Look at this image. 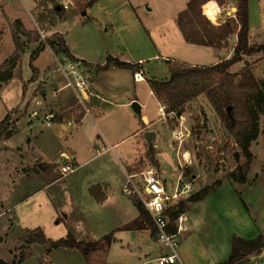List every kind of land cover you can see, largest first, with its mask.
Returning <instances> with one entry per match:
<instances>
[{"label":"crops","instance_id":"0c3cea01","mask_svg":"<svg viewBox=\"0 0 264 264\" xmlns=\"http://www.w3.org/2000/svg\"><path fill=\"white\" fill-rule=\"evenodd\" d=\"M180 1L181 3H179ZM188 1H175L177 7L171 12H167L168 9L165 6L167 5L170 9L171 0H94L90 7L87 6L88 0H58L59 6L62 4L67 8L60 7L62 17L56 18L51 35L57 36V39L64 43L70 56L77 61V70L91 78V89L95 96L92 99L90 116L82 117L79 123L75 122L76 116L69 115V113L68 116L63 115L65 111L75 107V104L68 107L71 102H74L73 92L68 80L57 70L58 65L71 60L60 52H53L47 44L44 45L40 42L37 34L32 32L33 25L30 21L29 10L25 15L18 14L17 11L6 5L8 13L11 12L8 17L20 22L19 27L22 32H18L17 36L25 39L20 58L26 57L29 61L31 53L39 45H43V49L32 63L37 71L36 78L31 81L33 74L28 67V75L24 78L21 77L22 81L19 84L20 96L12 106L5 109L1 120L11 109L17 106L27 108L29 105L26 124L31 122V125L26 127V135L33 134L34 141L40 144V148H45L43 143H46L47 140L52 144L50 155L46 154L39 146H34V159H44L42 162L57 164L63 162L65 156L71 158L74 166L73 171L67 176L51 181L47 185L43 184L42 190L54 187L51 197L59 209H61V204L64 205L67 202L68 209L63 211V218L67 224H70L72 231L83 228V231H79V233L88 236L85 239L81 234H75L73 238L76 242H97L93 239L96 232L99 238L98 248L88 254L82 255L76 249L60 247L50 251L48 255L60 251L64 254L74 253L79 255L85 264H122L108 262V257L114 250L119 254L124 252L136 255L135 260L128 264H156L155 260L163 256L153 255L148 251L149 245L154 241L153 232L146 225L150 223L140 218L134 205L135 201L130 196L123 194L122 189L127 176L135 175L132 180L134 182L138 178L137 174L145 171L140 168L143 165L156 168L164 185H167V179L161 172L160 162L158 159H154L153 155L150 158V155L157 149L159 130L152 128L153 123L156 122L152 121L148 113L142 111L150 101H153L157 105L158 116L159 102L153 96L148 84L155 80L147 78L146 74L148 73L145 71V67L148 64L159 67L164 64L169 78V69L166 63L169 61L191 67L216 61L215 64L219 63L216 58H213L212 53L215 50L189 45L183 41L176 18L185 9ZM31 2L34 5L33 0ZM72 5L77 8L71 9ZM66 22L73 23L74 27L81 32L89 31L91 37H88L87 33L76 35L65 31L62 25ZM152 31H159L161 40H163L162 38L173 40L177 48H183L194 55L189 57L184 55L183 58H187V60L181 59L176 47L172 50L170 49L172 47L169 45L167 47L168 43L164 44V41L154 42L151 38ZM197 49L202 52L196 54ZM209 52L211 54H208ZM9 54L11 55L12 52L10 51ZM107 58L136 65V69L130 71L110 67L104 71H97L99 66L104 65ZM21 59L17 63L16 69H20ZM138 71L143 77L141 82H135L133 78V75ZM12 74V79L3 83L0 90L16 79L14 71ZM40 84H44V88L40 89L41 96L49 98L53 111L37 120L39 109L33 104V91ZM23 85H25V90L22 95ZM42 97L38 104H44ZM133 102L139 105L138 113L134 112L131 107ZM35 111L37 112L36 117L33 115ZM55 115L60 117V122L52 121ZM146 132L154 133V137L151 138V146L144 136ZM24 148L26 153H29L30 149L32 150L30 145ZM145 160L148 163L143 162ZM182 177V174L177 170L172 191V193L175 191L177 185L179 189L183 185H188L189 191L181 196L182 199L183 197L187 198L190 193L194 194L208 186L206 182L199 181L198 175H191L190 182H184ZM64 180L67 181L65 184L67 188H60L59 184L61 182L63 184ZM224 182L226 180L222 181V183ZM180 184L183 185L180 186ZM236 185L244 187L246 184ZM261 196L264 198V193ZM206 200L189 204L185 209V228L180 234L182 243L187 240V233L191 229L187 224H194V222L198 224L204 220V215L196 213L193 220H191V216L193 217L192 213L200 208ZM216 209L224 210L220 207H216ZM86 212L91 213V216H86ZM261 219L264 220V217ZM61 221L62 219H58V222ZM249 222L244 219V224H249ZM62 223L65 224L63 221ZM78 224H82L81 227ZM258 232L255 235H249L252 233L250 228L244 236L241 235V239L252 240L258 235L264 236V228L258 229ZM110 235L111 237H109ZM262 255L264 257V250L248 256L246 264H254V261L256 264H260L264 260L261 258ZM227 257L218 259L216 263L220 264ZM178 258L180 264H193L184 257L182 258L181 255H178ZM49 262V264H57Z\"/></svg>","mask_w":264,"mask_h":264},{"label":"rangeland","instance_id":"374dc122","mask_svg":"<svg viewBox=\"0 0 264 264\" xmlns=\"http://www.w3.org/2000/svg\"><path fill=\"white\" fill-rule=\"evenodd\" d=\"M175 1L177 0H171L170 9L167 5L165 6L168 9L167 12H171L177 7ZM209 1L215 3L213 0ZM54 2L53 5L59 6L58 0H54ZM6 5L17 11L18 14L25 15L26 11L29 10V15L34 21L33 23L30 20L33 25L32 32L37 34L35 24L43 30L44 39L37 34L42 44L46 45L47 42L57 37L51 35L56 18L54 20L53 15L49 16V5L43 0H39L34 5L31 0H0V66L4 60L10 57L9 52L14 51V38L19 41L22 48L25 43V39L17 36V33L22 32V30L19 26L14 25V19L8 17L11 12L8 13ZM206 5L212 4L207 3ZM62 6L61 4L60 7ZM216 6L217 8L214 7L219 13L216 24H212L202 14L204 18L215 27L228 23L235 32L234 35L221 44L220 48H211L215 50L212 53L213 58H216L219 61L217 64L221 65L223 62L230 61L234 56L236 33L239 26L236 19L237 11L231 12L230 9L236 8L237 10L238 0H225L221 7L217 4ZM73 8L77 7L72 5L71 9ZM247 14L248 45L254 51L250 55H242L238 62L226 69V72L235 75L236 81H239L242 70L252 64L256 77L264 80V56L260 49L264 45V0H249ZM41 16L45 17L46 20L40 21L39 17ZM50 18H53V22ZM62 28L69 33L72 32L76 35L87 33V36L91 37L89 31L81 32L71 22H66L62 25ZM92 36L94 37V35ZM151 38L156 43L162 41H164V44L168 43L166 46L169 45L172 50H174V47L177 48L173 40L169 41L166 38L161 40L159 31H152ZM200 52L202 51L197 49L196 54ZM177 53L181 55L183 60H187V58H183L184 55L186 57L194 55L183 48H177ZM216 62L196 67H210L213 64L216 65ZM166 63L174 64L177 62L169 61ZM28 65V59L22 57L20 69H13L16 79L1 88L0 120L5 109L12 106L20 96L19 84L22 81L21 77L24 78L28 75ZM8 68V66L0 68V78ZM166 69L164 64L161 67L154 64H148L145 67V71L148 73L146 74L148 75L147 78L155 81H166L168 79ZM35 78L36 75L31 78V81H34ZM2 84L3 82H0V87H2ZM43 85H37L33 91V104L39 109V114L36 111L33 113L35 117L37 114V120L53 111L49 98L41 96L40 89L44 88ZM24 90L25 85L22 86V95ZM41 97L44 104H38ZM161 105H163L162 102H159V106ZM252 106L257 111L258 135L249 147L252 161L246 176L247 183L244 187L233 185L226 180V175L242 165L245 160L240 155V150L235 144L233 135L223 126L205 95L198 96L174 112L167 113L164 106V116L162 117L157 116V105L153 101H150L142 111L148 113L152 121L156 122L153 123L152 128L159 130V137L156 142L157 149L150 155V158L153 155L154 159H158L161 164V172L164 173L167 179V185H164L167 193H172L174 189L177 170L182 174L184 182H190L191 175H198L200 177L199 181L206 182L208 186L214 185L215 182L221 183L217 189L205 198L207 200L203 202L200 208L192 213L191 220H193L192 218L196 213L204 215V220L198 224L195 222L194 224H187L191 229L187 233L188 237L184 243L181 242L182 236L178 237L177 253L190 263L217 264L218 259L222 257L225 259L228 256L232 236L241 238V235L244 236L250 228L252 233L249 235H255L259 233L258 229L264 228V220L261 219L264 217V198L261 196L264 193V98L257 103L253 102ZM28 107L17 106L8 111L6 114L8 119L4 123L0 134V264H49V261L57 264H85L79 255L74 253L64 254L62 251L48 255L50 253L48 245H39L28 241L26 231H33L37 228L42 231L46 239L51 241L64 239L68 234L73 237L75 234H81L79 231H83V228L72 231L70 224H67L63 218V211L68 209L67 202L60 205L61 209L57 207L56 202L51 197L54 187L42 190L43 184L47 185L49 182L60 178L56 168L64 162L49 164L46 161L42 162L44 159H34V146L40 148V144L35 143L33 134L28 136L25 133L26 127L31 125V122L26 124L29 116ZM68 113L77 116L81 113V109L76 105L65 111L63 115ZM43 144L45 148L40 149L50 155L52 144L48 140ZM29 145L32 150L30 149L31 151L29 150V153H26L24 147ZM139 151L141 154V148ZM185 152L189 155L188 163L182 160V155ZM235 154L238 155L237 160L234 158ZM146 155L149 156L148 153ZM143 162L148 163L146 160ZM151 167L148 165L140 166L145 171L151 169L158 174L156 168ZM225 180L226 182L222 183ZM66 182L65 180L63 184L61 182L59 187L67 188ZM134 184H136L138 191H141L140 177L134 180ZM182 185L180 184V186ZM194 194L190 193L187 198L183 197V199L179 197L181 199H179V202L184 204L185 209L188 207L187 199ZM130 197L140 204L136 196ZM216 207L224 208V210L219 211ZM86 216L90 217L91 213L86 212ZM58 219H62L65 224L62 221L58 222ZM244 219L250 221L249 224H244ZM81 225L78 224L80 227ZM148 226L151 229V225ZM95 234L96 236L93 239L98 242L97 232ZM81 235L85 239L88 237L85 234ZM85 239L84 241H87ZM148 251L153 255L168 253L167 248L157 245L155 240L149 245ZM121 254L115 250L112 251L108 257V262L128 264L132 263L136 257L133 253L121 252ZM261 258H264L263 255ZM254 264H256V261H254ZM260 264H264V260Z\"/></svg>","mask_w":264,"mask_h":264},{"label":"trees","instance_id":"16d2710c","mask_svg":"<svg viewBox=\"0 0 264 264\" xmlns=\"http://www.w3.org/2000/svg\"><path fill=\"white\" fill-rule=\"evenodd\" d=\"M52 1V0H50ZM221 7L225 0H213ZM213 2L208 0H189L186 7L177 16V26L186 44L206 47L220 48L221 44L230 36L234 35V29L228 24L215 27L212 26L202 15L201 7L207 3ZM249 0H238L236 19L238 22V30L236 33V45L234 47V56L230 61L223 62L221 65L216 64L210 67H188L185 64L174 63L168 64L169 78L164 82L150 81L148 82L150 90L158 102L166 107V112H174L181 108L184 104L196 99L200 95H205L209 100L212 108L219 117L221 123L226 130L233 135L235 144L240 150V155L245 162L236 168L234 171L226 175V180L236 184H246L247 174L249 172L252 155L249 151L250 144L257 138V111L252 106V103H257L264 98V80L256 77L254 74L253 65H248L242 70L239 81H236V76L228 74L226 69L238 62L242 55H250L253 53V48L248 45V14L247 4ZM94 0H89L87 6L90 7ZM61 8L50 10L49 16L61 18ZM47 16V17H49ZM40 21H45L46 18L39 17ZM51 19V18H50ZM53 22V18L51 19ZM14 25L19 26L20 22L15 21ZM47 46L55 53H62L71 61L77 62L70 56L64 43L54 38L46 43ZM43 49V45H39L30 55L29 67L33 74L32 78L37 74V71L32 66V63L39 52ZM261 51L264 56V45L261 46ZM22 46L19 41L14 38V51L6 59L0 68L8 66L9 68L2 74L0 82L6 83L12 79V71L20 61ZM110 67L135 71L136 65L122 63L118 60L107 58L103 66H99L97 71H104ZM75 102H71L68 107H72ZM82 114L76 116L75 122L79 123L82 119ZM8 116L0 121V134L3 130V125L7 121ZM53 122H60L59 116L52 118ZM220 182H215L212 186H207L199 190L194 195L187 199V204L201 201L210 193L220 186ZM136 210L140 218L145 219L151 225L150 216L141 204L134 202ZM185 206L183 203L177 205V211L170 213V217L174 219L178 213L184 212ZM28 241L39 245H48V251L65 247L76 249L80 254L85 255L95 251L99 242L85 243L76 242L73 237L68 234L64 239L51 241L44 237L40 229L26 231ZM264 250V236L258 235L252 240H244L236 236H232L230 240V253L226 260L220 264H246L247 257L257 254Z\"/></svg>","mask_w":264,"mask_h":264},{"label":"built area","instance_id":"2783aa9c","mask_svg":"<svg viewBox=\"0 0 264 264\" xmlns=\"http://www.w3.org/2000/svg\"><path fill=\"white\" fill-rule=\"evenodd\" d=\"M34 3L39 0H33ZM49 5L50 10L59 9L60 6L55 4L54 0H43ZM63 9L67 6L63 5ZM31 18V16H30ZM31 21L34 23L33 19ZM35 30L42 39H44L43 30L35 24ZM78 64L75 62H65L58 65V71L68 80L72 92L75 106H79L81 114L84 117L90 116L92 99L95 98L92 92L91 78L87 74H83L77 70ZM135 82L143 81L141 72L138 71L133 75ZM165 107L163 105L158 107V116H164ZM35 115V114H33ZM63 164L57 167V173L60 178H63L70 174L74 166L71 158L63 157ZM55 169V171H56ZM141 179L142 188L138 191L136 184L132 181L134 176H127L125 185L122 189V193L127 196H136L143 209L148 213L151 219V230L153 232L154 240L157 244L167 248L168 253L157 258L156 264H180L177 247L178 237L185 228V215L184 212L178 213L177 216L172 219L170 213L177 211V205L181 200L179 197L188 193V185H183L180 189L178 185L175 187V191L167 193L165 190L164 182L160 176L153 170H148L137 174ZM180 199V200H179Z\"/></svg>","mask_w":264,"mask_h":264},{"label":"bare ground","instance_id":"6f19581e","mask_svg":"<svg viewBox=\"0 0 264 264\" xmlns=\"http://www.w3.org/2000/svg\"><path fill=\"white\" fill-rule=\"evenodd\" d=\"M202 14L212 23V24H216V20L218 19V10L212 6V5H205L202 7ZM145 118V117H144ZM143 121V119H142ZM144 121H146V119H144ZM182 160L184 162H189V155L187 152L183 153L182 155Z\"/></svg>","mask_w":264,"mask_h":264},{"label":"water","instance_id":"95a60500","mask_svg":"<svg viewBox=\"0 0 264 264\" xmlns=\"http://www.w3.org/2000/svg\"><path fill=\"white\" fill-rule=\"evenodd\" d=\"M230 10H231V12H236V8H231ZM227 14H229V13H227ZM131 107L134 110V112H136V113L139 112V105L136 102H133ZM144 136H145L148 144L151 146L152 145L151 138L154 137V133L146 132ZM237 156H238L237 154L234 155L235 160H237Z\"/></svg>","mask_w":264,"mask_h":264}]
</instances>
